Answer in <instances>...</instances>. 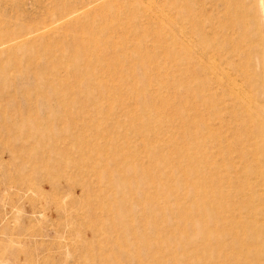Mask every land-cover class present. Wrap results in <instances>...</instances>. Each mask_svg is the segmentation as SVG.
I'll use <instances>...</instances> for the list:
<instances>
[{"label": "rangeland", "instance_id": "374dc122", "mask_svg": "<svg viewBox=\"0 0 264 264\" xmlns=\"http://www.w3.org/2000/svg\"><path fill=\"white\" fill-rule=\"evenodd\" d=\"M123 227L264 264V0H0V264Z\"/></svg>", "mask_w": 264, "mask_h": 264}, {"label": "bare ground", "instance_id": "6f19581e", "mask_svg": "<svg viewBox=\"0 0 264 264\" xmlns=\"http://www.w3.org/2000/svg\"><path fill=\"white\" fill-rule=\"evenodd\" d=\"M123 230L128 232L118 235V243L113 242L112 246L109 248L110 254L113 257L114 264H162L165 261V256H169L175 261L182 260L186 264H214L215 255L212 252L210 246H202V250L209 249L210 251L206 259H201L197 262L194 259L197 254L200 253V247L192 245L190 241H184L179 244L173 243V240L166 238L159 232L155 234L154 230H150L147 239L142 240L140 235H137L135 231H131L130 228L123 227ZM148 231L144 229L142 231ZM162 239V240H159ZM167 239V240H165ZM208 251V250H206ZM166 256V257H167ZM164 258V259H163ZM116 259L121 260V262L116 261Z\"/></svg>", "mask_w": 264, "mask_h": 264}]
</instances>
